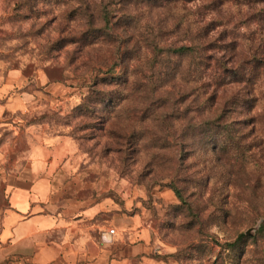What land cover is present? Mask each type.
Returning <instances> with one entry per match:
<instances>
[{
  "label": "rangeland",
  "instance_id": "rangeland-1",
  "mask_svg": "<svg viewBox=\"0 0 264 264\" xmlns=\"http://www.w3.org/2000/svg\"><path fill=\"white\" fill-rule=\"evenodd\" d=\"M258 43L264 0H0L14 126L61 152L64 198L120 207L130 264H264Z\"/></svg>",
  "mask_w": 264,
  "mask_h": 264
},
{
  "label": "crops",
  "instance_id": "crops-1",
  "mask_svg": "<svg viewBox=\"0 0 264 264\" xmlns=\"http://www.w3.org/2000/svg\"><path fill=\"white\" fill-rule=\"evenodd\" d=\"M7 78L0 84V264H130L123 211L106 198H64L55 189L63 155L15 128L12 118L24 113L28 94L14 92ZM135 243L128 245L131 258L140 254Z\"/></svg>",
  "mask_w": 264,
  "mask_h": 264
},
{
  "label": "trees",
  "instance_id": "trees-1",
  "mask_svg": "<svg viewBox=\"0 0 264 264\" xmlns=\"http://www.w3.org/2000/svg\"><path fill=\"white\" fill-rule=\"evenodd\" d=\"M250 4H257V0H249ZM102 12V11H101ZM100 12V13H101ZM104 14V11H103ZM105 16V15H104ZM209 48V44L204 43L201 44L200 47H197L196 50H194V48L191 47H181L177 50L174 51V53L177 54H186V53H192V54H199V59L201 61L206 60V51ZM250 62H249V76L251 77L252 81H258L261 86L264 87V47H261L260 44H256L251 48L250 51ZM239 80V79H238ZM258 94H262V98L264 101V92H258ZM177 198H180V195L178 194V192L175 193ZM264 227L262 228V230L260 231V233H264ZM241 239V237H239L237 240H235L232 244L227 245L228 248H234L237 244L238 241Z\"/></svg>",
  "mask_w": 264,
  "mask_h": 264
},
{
  "label": "built area",
  "instance_id": "built-area-1",
  "mask_svg": "<svg viewBox=\"0 0 264 264\" xmlns=\"http://www.w3.org/2000/svg\"><path fill=\"white\" fill-rule=\"evenodd\" d=\"M112 233H113V231H112V230H110V231H109V234H112Z\"/></svg>",
  "mask_w": 264,
  "mask_h": 264
}]
</instances>
